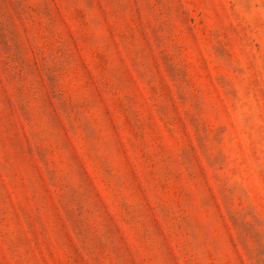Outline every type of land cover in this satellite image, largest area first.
<instances>
[{
    "label": "rangeland",
    "instance_id": "374dc122",
    "mask_svg": "<svg viewBox=\"0 0 264 264\" xmlns=\"http://www.w3.org/2000/svg\"><path fill=\"white\" fill-rule=\"evenodd\" d=\"M0 264H264V0H0Z\"/></svg>",
    "mask_w": 264,
    "mask_h": 264
}]
</instances>
